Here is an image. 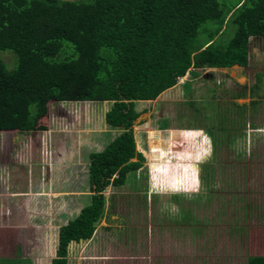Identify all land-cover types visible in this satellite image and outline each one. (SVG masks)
<instances>
[{
  "label": "rangeland",
  "instance_id": "1",
  "mask_svg": "<svg viewBox=\"0 0 264 264\" xmlns=\"http://www.w3.org/2000/svg\"><path fill=\"white\" fill-rule=\"evenodd\" d=\"M3 58L10 62L7 55ZM248 63L246 68L199 70L194 80L186 74L155 100L136 103L140 115L131 131L136 150L144 156L142 176L124 187L105 189L102 220L88 243L70 246L68 264H245L247 256H264V38L250 40ZM257 73L259 88L251 91ZM187 82L192 87H181ZM240 92L245 96L231 97ZM257 100L252 107L250 102ZM216 103L219 112L231 103L245 105V113L237 118L232 109L229 119L238 124L228 129L227 115V128L219 129L221 114L211 110H217ZM109 106L50 103L41 120L45 131L0 132V192L15 208L29 199L36 201L38 213L54 211L53 234L90 204L89 155L119 134L105 124ZM167 135L174 142L169 159L160 164L163 169L157 170L152 142H165ZM202 165H207L212 183L208 191L200 183ZM27 193L33 196H14ZM10 209V204H0V216ZM180 211L187 218L177 223L174 217ZM23 213L17 210L0 223V264H26L2 257L19 256L18 247L25 250L21 257L34 254L33 225L46 240L52 233L48 229L45 236L48 217L28 221ZM11 224L17 226L13 232ZM234 225L245 235L231 239L228 230ZM36 255L49 264L47 251L39 249Z\"/></svg>",
  "mask_w": 264,
  "mask_h": 264
},
{
  "label": "trees",
  "instance_id": "2",
  "mask_svg": "<svg viewBox=\"0 0 264 264\" xmlns=\"http://www.w3.org/2000/svg\"><path fill=\"white\" fill-rule=\"evenodd\" d=\"M252 38H264V0H0V53L9 52L0 55V132L45 131L41 120L49 104L69 102L108 103L105 124L119 131L102 151L89 155L90 204L58 229L52 264H68L69 244L93 236L108 186L121 188L142 176L144 156L131 131L140 115L136 103L155 100L186 74L194 80L207 68H246ZM260 74L251 91L259 88ZM231 105L211 109L221 114L217 128H227V115L228 129L238 124L229 119L232 109L243 117L246 106ZM208 134L216 149L212 129ZM165 140L152 142L157 170L174 142L168 135ZM205 167L200 183L208 191ZM176 215L177 223L187 218L181 211ZM242 230L229 227V237L240 238ZM245 264H264V256H247Z\"/></svg>",
  "mask_w": 264,
  "mask_h": 264
},
{
  "label": "crops",
  "instance_id": "3",
  "mask_svg": "<svg viewBox=\"0 0 264 264\" xmlns=\"http://www.w3.org/2000/svg\"><path fill=\"white\" fill-rule=\"evenodd\" d=\"M141 102H146V101H141ZM63 186V185H62ZM6 187H7V185H6ZM14 196H24V197H27V198H29V197H31V196H33L32 194H15ZM48 198H49V196H48ZM50 199V201H51V198H49ZM22 205L21 206H17V208H15V205H13V203L9 200V199H7V198H4V193H1L0 192V204L1 205H3V206H7V205H9L10 204V207H11V209L9 210V212L10 213H8V214H2V216H0V223H2L1 221H3V222H5V223H7V221H9V217H12V216H14V212L15 211H17V210H19L20 212H24L23 213V215L24 216H26V219L29 221L31 218H35V217H37V216H41L42 218H46V217H48L49 219L46 221V224H42L43 225V227H44V229L46 230V234H45V236L47 237V234L49 233L50 234V231L48 230V229H51V232L53 231L52 230V226H51V222H52V220H53V218L55 217V212L53 211L52 212V210H49L48 212H43V213H38V208H36L35 207V205L37 204L36 203V201L35 202H32V201H29V199H25V200H23L22 202ZM31 204H33V205H31ZM29 205H31V207H32V209L29 207ZM61 207H62V205L61 206H59V208L61 209ZM17 213V212H16ZM22 214V213H21ZM28 217V218H27ZM78 217V216H77ZM77 217H75V218H73V219H71L70 221H68L65 225H62L61 227H63V226H66L69 222H71V221H73L74 219H76ZM15 219V218H14ZM15 221V220H14ZM27 226L28 227H30L31 229H32V224L31 223H27ZM17 228V226H15V225H9V227H8V229H10L12 232H13V230H15ZM60 228V227H59ZM33 229H35L36 230V232L35 231H33V237L35 238V242H34V248H33V252H34V254L32 253V255H29V258L27 257V258H25V257H21L20 256V252H25V250L23 249H20L19 247L17 248V246H18V244H20L21 245V243H17V245H16V248H17V250H18V253H17V255H19V256H17V257H15L14 256V258L13 257H2V259H13V260H18L19 259V261L20 262H25L26 264H46L45 262H44V260L43 261H38V258H37V252H38V250L40 249V252H45V251H47V254H48V256H49V259H48V262H49V260H50V258H52V256H53V252H55V248H56V246H57V244H58V231H57V233L56 234H53V232L51 233V235H49L48 236V239L46 240V239H44L41 235H40V231H38V229H37V227L36 226H34L33 225ZM42 234V233H41ZM57 237H56V236ZM51 236V237H50ZM92 238V237H91ZM90 238V239H91ZM31 238H28L27 240L29 241ZM89 239V240H90ZM38 240H40L41 241V243L40 244H38L37 243V241ZM88 240V241H89ZM88 241H85V244L86 243H88ZM81 246L84 244V242H80L79 243ZM76 246V247H78V243L76 244L75 242H71L70 244H69V247H68V251H69V248H70V246ZM36 258V259H35ZM34 260V261H33ZM34 262V263H33Z\"/></svg>",
  "mask_w": 264,
  "mask_h": 264
},
{
  "label": "flooded vegetation",
  "instance_id": "4",
  "mask_svg": "<svg viewBox=\"0 0 264 264\" xmlns=\"http://www.w3.org/2000/svg\"><path fill=\"white\" fill-rule=\"evenodd\" d=\"M56 258V248H55V252H53V256L52 258H50L49 260V264H52V261Z\"/></svg>",
  "mask_w": 264,
  "mask_h": 264
},
{
  "label": "clouds",
  "instance_id": "5",
  "mask_svg": "<svg viewBox=\"0 0 264 264\" xmlns=\"http://www.w3.org/2000/svg\"><path fill=\"white\" fill-rule=\"evenodd\" d=\"M69 103H72V102H69ZM58 104V103H57Z\"/></svg>",
  "mask_w": 264,
  "mask_h": 264
}]
</instances>
